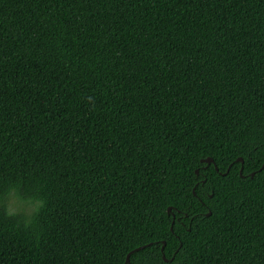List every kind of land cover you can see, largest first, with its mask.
I'll return each mask as SVG.
<instances>
[{
	"label": "trees",
	"instance_id": "obj_1",
	"mask_svg": "<svg viewBox=\"0 0 264 264\" xmlns=\"http://www.w3.org/2000/svg\"><path fill=\"white\" fill-rule=\"evenodd\" d=\"M263 164L264 0H0V264H264Z\"/></svg>",
	"mask_w": 264,
	"mask_h": 264
},
{
	"label": "rangeland",
	"instance_id": "obj_2",
	"mask_svg": "<svg viewBox=\"0 0 264 264\" xmlns=\"http://www.w3.org/2000/svg\"><path fill=\"white\" fill-rule=\"evenodd\" d=\"M35 205V202H25L16 198L13 195L10 197L8 202V207L10 211H24L26 213H29Z\"/></svg>",
	"mask_w": 264,
	"mask_h": 264
},
{
	"label": "water",
	"instance_id": "obj_3",
	"mask_svg": "<svg viewBox=\"0 0 264 264\" xmlns=\"http://www.w3.org/2000/svg\"><path fill=\"white\" fill-rule=\"evenodd\" d=\"M236 160H237V161H240V162H243V158H242V157H237ZM201 161L206 162V163H211V162H213V158L210 157V156H207V157L201 159ZM263 165H264V164H263ZM214 167H215L216 170L218 169L216 165H214ZM227 170H228V169H227ZM241 170H242V167L240 168V174L242 175ZM195 172L198 173V170L196 169ZM251 175H253V172L251 173ZM193 192H194V189H193ZM170 209H171L170 207L167 208L168 212L170 211ZM208 213H209V212H208ZM143 247H145V245H140V246H137V247L131 249V250L127 253V255H126V260H125L126 264H130V258H129V257H130V254H131L132 252H134V251H137V250L143 248ZM163 258H164L165 260H167V258L164 256V254H163Z\"/></svg>",
	"mask_w": 264,
	"mask_h": 264
}]
</instances>
